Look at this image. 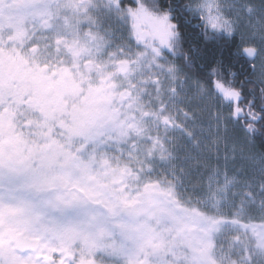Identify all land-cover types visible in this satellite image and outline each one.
<instances>
[{
  "label": "snow or ice",
  "instance_id": "1",
  "mask_svg": "<svg viewBox=\"0 0 264 264\" xmlns=\"http://www.w3.org/2000/svg\"><path fill=\"white\" fill-rule=\"evenodd\" d=\"M0 264H264V0H0Z\"/></svg>",
  "mask_w": 264,
  "mask_h": 264
}]
</instances>
